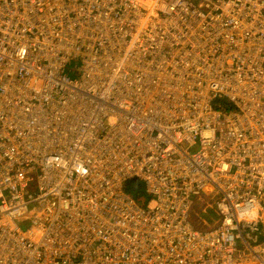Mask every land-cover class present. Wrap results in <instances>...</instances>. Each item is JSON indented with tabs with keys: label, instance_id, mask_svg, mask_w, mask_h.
Listing matches in <instances>:
<instances>
[{
	"label": "built area",
	"instance_id": "2783aa9c",
	"mask_svg": "<svg viewBox=\"0 0 264 264\" xmlns=\"http://www.w3.org/2000/svg\"><path fill=\"white\" fill-rule=\"evenodd\" d=\"M3 1L0 0V19ZM54 1L24 0L19 15H14L19 19L9 21L17 26L0 30V72L17 67L19 79L31 75L22 61L13 63L14 41L19 40L36 64L34 72L38 74L32 83H38L42 75L37 64L45 55L55 56L49 59L66 63L72 69L70 74L80 77L78 93L65 92L72 84L66 75L59 80V90L46 82L47 76L41 77L45 85H50L48 91L42 89L37 95L43 106L30 114V98L28 111L25 108L15 114L16 123L21 124L16 127L5 126L3 120L8 108L18 112L17 105L10 102L3 106L6 102L0 96V164H10L6 178L14 185L6 192L10 201L3 203L0 210V254L6 259L4 264H15L19 259L23 260L19 264H43L55 252L49 264H161L168 258L170 264H234L232 250H239V256L247 258L250 245L256 253L250 264H264V218H260L259 206L264 203V97L256 106L251 104L264 86L260 79L264 72V1L254 0L248 7L256 27L247 32L248 41L240 46L243 60L238 64V73L245 82L233 86L218 67L212 68L213 63L199 66L195 75L186 77L176 71L167 85L153 71L149 55L150 43H158L163 31H158L156 24L149 28V23L143 21L129 24L136 17L140 22L137 15L144 19V10L153 8L149 2L119 0V15L113 16L106 9L115 0H70L74 7L69 11L59 7L63 0L58 4ZM172 2L162 0L156 11L170 12ZM206 4L214 15L225 0ZM86 5L81 15L79 9ZM58 11L64 19L56 22ZM42 18L47 19L46 24L41 23ZM215 23L221 26L217 20ZM25 24L32 27L26 30L22 28ZM123 24L127 33H122ZM129 78L134 91L124 89ZM247 79L250 80L246 82ZM157 80L159 84L153 86ZM184 83V91L172 88ZM144 94L148 98L156 96L157 100H143L147 98ZM64 96L70 97L75 106H65L58 100ZM82 99L85 105H79ZM168 102L170 108H166ZM144 103L149 107L141 109ZM154 124L159 128L153 136ZM202 136L206 138L196 146L188 140ZM165 140L168 145L164 151L179 149L174 158L179 163L174 168L183 170L185 177L178 174L164 181L165 167L160 177L152 173L143 152L151 146L149 154H154ZM38 153L47 159L55 158V170L61 171L62 177L47 183L22 178L20 170ZM125 155L127 159L122 164L120 160ZM255 156V163H247ZM70 159L74 167L67 171ZM185 160L188 163H182ZM222 162L229 166L219 168ZM124 166L128 174L136 175L130 177L119 169ZM189 172L195 176H189ZM177 177L182 185L173 189L170 181ZM136 180L158 186L151 192L163 195V201L164 195L175 191L205 198L214 203L209 205L214 207L215 217L203 223V218L191 213V203L183 205L185 195L169 196L164 204H154V209L143 206L135 194L127 195L122 187L123 183L130 187ZM67 189L68 195H84L77 197L79 209L74 212L58 206L60 195ZM130 190L133 193L137 187L133 185ZM12 202H23L24 207L18 210L15 204H9ZM156 209L182 228L174 235L186 238L181 243L186 247L164 243V248L150 250L145 230ZM254 214L251 223L247 218ZM50 216L56 225L53 240L43 237L45 230L40 227ZM199 230L203 235L197 234Z\"/></svg>",
	"mask_w": 264,
	"mask_h": 264
},
{
	"label": "bare ground",
	"instance_id": "6f19581e",
	"mask_svg": "<svg viewBox=\"0 0 264 264\" xmlns=\"http://www.w3.org/2000/svg\"><path fill=\"white\" fill-rule=\"evenodd\" d=\"M23 1L24 0H4L3 1L2 7H1V11L3 12V15H2L3 18L0 19V30L1 29L5 30L7 27L8 29L9 28L13 29V27L17 26L16 24L14 25L9 24V21L12 22L14 21V19H19L18 16H14V15H19L20 5L22 6ZM27 1L31 2L33 0H27ZM141 1L142 2L145 1L147 3L149 2V4L153 5V8L151 10H144L145 11L144 19L142 15H137L139 17L138 19L140 20V22L137 21V17L135 16L136 17L135 21L129 24L136 23L137 25H139L141 24V21H143V22L149 23L147 25L149 28H151L152 26L156 24V19L153 17L152 13L153 11L157 10L162 0H151V1L141 0ZM253 1L254 0H251L250 2H248V0H225V4L220 10V12H217V14L213 15V13L211 12V6H207L206 4L207 2L212 3L213 0H174L169 6V11H173V10L183 11L187 8V4H188V10L190 11V17L187 19H183L181 21L175 22L173 24L174 25L173 30H171L169 27H165L163 38L158 41L157 46L158 48L166 49L168 51V55H169L168 62L171 59H174V57L179 53V51H181L185 47H188L189 44H191L193 51H196L200 49L203 45V41L201 40L202 34H198V36H196V34L200 33L202 30L206 32H209V30H212V31L216 30L217 24L215 23V20H217L221 26H225V27H228V24L232 23L229 29L241 28L240 36L236 37V33H238L239 31L234 30L230 32V34L232 35V38L226 37L227 35H229L228 33L225 37L221 36L219 38V42L216 44V47H221V49L222 48L228 49V56H224V57L233 56L236 50L238 49V47L248 41V38H246V34L249 30L250 23H248L247 21L250 19L253 27H256L251 17L247 13L249 5ZM263 1L264 0H262L261 2ZM257 2H260V0H258ZM84 7H86L87 9L88 5L83 6L79 9V12L81 15H83ZM34 10L35 9L32 8V12ZM32 12L31 14L33 15ZM34 17L38 18L40 16H34ZM207 18H210L212 21H210L208 24H204V21ZM61 19H64V16L58 11V17L56 19V22L61 21ZM46 22H47V19L42 18L41 23L46 24ZM74 23L75 22H73L72 20L69 21V24L72 26H74ZM30 27L32 26L29 24H25L22 28H25L27 30ZM121 29H122V33L123 32L127 33L128 31V28L126 27L125 24L122 25ZM229 29L224 30V31L227 32L229 31ZM146 35L149 38L152 37L150 33ZM234 38H236L235 41H234ZM207 41L209 42L210 39H208ZM71 42L72 41H70V43ZM18 44L21 45L20 48L17 47ZM174 46L176 47L177 51H174L172 49V47ZM14 48L15 49H12V51L14 52V54H16V56H14L15 61L13 63L15 64V62L17 63V62L22 61L23 64H25V66L27 67L28 71L31 73L29 77H26V79L23 80V79H19L20 76L17 74V72H20V70L17 67L16 69L13 68V70L11 71L0 72V96L2 97V100L6 102L3 106H9V103L13 102L17 105V108H18V112H13L11 108L7 109L6 113L8 115L3 120V124L5 126L16 127V126H20L21 124L16 123L18 120V117L15 114H20L21 111L24 110L25 108L28 111V103H29L30 98H31V105L29 109L30 114H32L33 112H36L38 107L43 106V102L37 95L40 94V91L42 89L43 91H48V89L50 88V85L49 84L45 85L41 77L47 76L46 82L50 83L54 87V89L59 90L62 85V82L59 80L66 75L68 80L72 83L71 88H68V89L64 88L65 92H69V93H78L77 89L79 87L78 84L80 82V77L75 75L74 73L70 74L72 69H69L66 63L64 62L60 63L59 61L55 63L49 59V58H54L55 56L45 55V58L39 60L37 64V69L42 75H40L41 77H39L40 79L37 81L38 83H32L33 77L37 75L38 73L34 72V68L36 67V64L33 62V58L31 54L27 52L26 46L23 45L22 41L15 40ZM210 64H212V68H214V66L218 67L220 72L226 76V80L231 79V81L228 83L229 85L233 86V85H236L238 82L239 83L245 82L244 77L238 73L241 71L240 65H233L229 63L228 61H222L220 63H216L215 59H211L206 63V65H210ZM237 73L238 75L237 77H235ZM172 74L173 72H168L167 74L162 76L161 79H163V81L168 85L169 84L168 79L170 78ZM25 75L28 76L27 74ZM133 78H135V75H133ZM52 79H54V82L51 81ZM260 79L264 81V72L260 75ZM131 80L132 78H129V80L125 84L124 86L125 90H129V91L135 90L133 88V85L131 84ZM249 80L250 79H247L246 82ZM217 81L219 82V80ZM158 84H159L158 80L152 83L153 86H156ZM185 87H186V83H184L183 85L180 84L177 86H173L172 88H174L176 91H184ZM125 93H128L134 96L132 92H125ZM145 96L147 97L146 99H143L141 97H136V98H140L146 101L157 100L156 96H153L152 98H148L149 95H145ZM263 97H264V86H263V89L259 91L257 95L255 96V98L253 99L251 103L252 106H256L257 104H259L261 100L263 99ZM58 100L63 102L65 106L66 105H69L70 107L75 106V104L70 101V97L68 96H64L61 98L58 97ZM85 102L86 100L82 99L79 105H85ZM170 106H171V103L168 102L166 104V108H170ZM140 107L141 109H146L149 107V104L144 103V104H141ZM161 109H163V107H161ZM154 120L158 121L157 115H155ZM154 123H157V122H154ZM154 125H155L154 129L152 130L153 136L155 135V129L159 128V124H154ZM205 138L206 137L202 136L198 139H188V140L192 146H196L199 140H204ZM167 145H168L167 140H165L164 142H161L162 147L157 149L154 154H149V150L151 149V146L148 147L143 152V155L147 158V162L149 166L152 167V173L156 175L157 177H160L161 171L165 167V171H164L165 174L164 176H162L164 181L168 180L171 177H176L178 174L183 175V177H185L186 174H184L183 170H175L176 168H174V166L178 165L179 163L177 160H174L179 149L176 147H172L164 151V148ZM188 152H190V150H188ZM221 157L222 159H226L224 156H221ZM126 159H127V155H125L123 160L121 159L120 162L124 164ZM54 160L55 158L53 159L45 158L41 153L34 154L28 160L26 168L24 170H20L21 171L20 176L22 178L24 177L28 179L33 177L37 179L38 183H47V181L49 180L53 181L54 179L60 178L62 177L61 171L55 170L58 163L56 162L53 164ZM256 160H257V157L255 156L253 159L247 161V163H251L252 161L255 163ZM182 163H188V160H185ZM67 164L69 165L68 166L69 168H67L68 169L67 171H71V169H73L74 167L72 160L70 159ZM9 165L10 164L8 162L0 164V210L4 207L3 203H5L6 201L8 202L10 201V198H9L10 196L6 195V192L7 190L11 188L13 189V186H14L12 183V180L11 179L9 180L6 178L8 177L6 173L8 171L7 169ZM242 165H248V164H242ZM228 166H229L228 162H222L220 163L218 167L226 168ZM250 168L252 169V167H249V169ZM119 169L127 173L126 166H124V168H119ZM253 169L256 170L255 167ZM188 174L189 176H195L193 172H189ZM127 175L128 176L130 175V177H133L136 174L135 173L133 174V172H130L129 174L127 173ZM255 175H257V171L255 172ZM136 181L140 182L141 180H136ZM181 185H182V181L180 177H177V179L170 181L169 186H171V188L173 189H176L178 187H181ZM122 187L123 189L124 187H127L128 189H130L127 183H123ZM69 191L70 190L67 189L63 191V195H60L61 201L59 202L58 206L59 208H63L66 212H74L77 209H79V202L77 201V197H82L84 195H73L72 193H69L68 195ZM173 191L174 190H172V192ZM173 195L175 196L185 195L184 199L182 200L183 205L191 203L192 208L196 209L195 211L197 213L198 211L197 207L199 206L200 201H198L196 196H192L193 194H180L178 191H175L172 193V195H170V193H168L167 195H164L163 199L167 201L168 197L173 196ZM48 197L49 198L50 197L59 198L58 195H48ZM8 202H6V204ZM9 204L10 205L15 204L16 209L18 210H21L24 207L23 202H16V203L12 202ZM259 206H260V218L263 219L264 218V203H262L261 205L259 204ZM153 217L154 219L150 221L149 223H147L146 230H145L146 237L148 238L147 242H149L151 251L161 249V246L164 248V245H163L164 243L165 244L167 243L170 247H176V246L186 247L185 245L181 244V243H185L186 238L181 239L174 235L175 233L178 234L182 228L173 225L169 221V219L159 209H156L153 212ZM255 217H256V214L250 215L247 219L252 223ZM202 218L204 220L203 223H205V217L203 215H202ZM203 223L201 222L199 224L200 227ZM55 226L56 225H55L54 217L53 216L48 217L46 225H43V224L40 225V227L45 230V233L42 236L53 240L51 234L54 232ZM94 227L95 226H93V229ZM21 234L24 235L22 232ZM197 234L203 235V230H199ZM186 250H188V247L186 248ZM247 250L249 251V254H248L249 257L244 258V257L239 256L238 254L239 250L233 249L232 251H235V252L231 255L232 262L234 264H250L256 253L255 251L251 249V245L247 248ZM55 254L56 252L53 254L54 256L53 258H51L48 261L45 260L43 264H49L55 258ZM4 260L6 259L3 258V256L0 254V264H4ZM21 261L23 260L21 259L16 260L15 264H19L21 263ZM161 264H170L169 258L166 259ZM184 264H186V262H184Z\"/></svg>",
	"mask_w": 264,
	"mask_h": 264
},
{
	"label": "rangeland",
	"instance_id": "374dc122",
	"mask_svg": "<svg viewBox=\"0 0 264 264\" xmlns=\"http://www.w3.org/2000/svg\"><path fill=\"white\" fill-rule=\"evenodd\" d=\"M118 1L115 0L113 2V5L110 6V8L106 9V13H109L111 15H119L118 10ZM54 3L58 4V0L54 1ZM118 5V6H117ZM59 7H63L66 11L71 10L74 7V4L70 0H63ZM204 24H208L207 19L204 21ZM225 30H228L227 27H225ZM150 52L149 55L151 56L152 61V68L153 71H155L156 74H159L161 77L167 74L168 72L175 73L176 71H180L182 77H186L187 75L196 74L197 69L200 67V63L202 62V59L204 55L206 54V51L208 48H204L200 51H198L197 55L190 47H185L179 53L174 57V59H171L168 62V51L166 49L158 48L157 46V40L156 42L150 43ZM174 51H177V49H173ZM186 62V63H185ZM155 79V78H153ZM145 183L135 182V187H137V190L132 191L128 189L127 187H124V192L129 196H134L142 201L143 206L147 205L150 208H152L155 204V207L157 204H164L165 201L162 200L163 195H157L151 190L157 191L159 187H153L155 185L154 183L145 185ZM203 195V194H199ZM202 201L207 202L206 199H202Z\"/></svg>",
	"mask_w": 264,
	"mask_h": 264
},
{
	"label": "clouds",
	"instance_id": "9594fccd",
	"mask_svg": "<svg viewBox=\"0 0 264 264\" xmlns=\"http://www.w3.org/2000/svg\"><path fill=\"white\" fill-rule=\"evenodd\" d=\"M152 15L156 19L155 27L157 29H159L158 31H163L162 37L160 38V40H161L163 38V35H164L165 27H169L171 30H173V28H174L173 24L175 22L181 21L183 19H187L190 17V11L188 10V4H187V8L183 11H170V12L153 11ZM252 21H253V19H252ZM247 22L250 23V27L248 30V31H250L254 27H253L250 19ZM229 28H230V25H228L227 29H229ZM224 30H225V26H219L218 25L216 30H214V31L209 30V32H206V31L202 30L200 33L196 34V36H198V34H202L201 40L203 41L202 47L200 49L194 51L196 53V55H197L198 51H200L204 48H208L206 51V54L204 55V57L202 59V62L200 63V66H203L205 63H207L211 59H215V61H218V63H220L222 61H228L229 63H231L233 65H238L241 63V61L243 60V56L241 55L242 50H241L240 46L236 50L235 54L233 56H229V57H224L225 53L228 49H223V48L221 49V47H216V44L219 42V38L221 36L225 37L229 33V35H227L226 37L231 38L232 35L230 34V32H232L234 30H238L239 32L236 33V36H240L241 28H231L227 32H225ZM152 34H154V33H152ZM208 39H210L209 42L207 41ZM188 47L192 48L191 44H189ZM202 199H205V198L200 197L198 199V201H200V202H199V206L197 207L198 208L197 213L195 211L196 209H194V208H192L191 213H194L195 217L198 216L200 218H202V215H203L205 217L206 222H208L210 217H211L210 219L215 217V210L213 207L215 205H214V203H211V201L204 202V201H202ZM209 204H211L213 206H211Z\"/></svg>",
	"mask_w": 264,
	"mask_h": 264
},
{
	"label": "trees",
	"instance_id": "16d2710c",
	"mask_svg": "<svg viewBox=\"0 0 264 264\" xmlns=\"http://www.w3.org/2000/svg\"><path fill=\"white\" fill-rule=\"evenodd\" d=\"M132 183V182H131ZM129 185V184H128ZM135 185V183H133ZM133 185L131 184L130 188L132 189ZM261 236L264 237V228L261 230Z\"/></svg>",
	"mask_w": 264,
	"mask_h": 264
},
{
	"label": "water",
	"instance_id": "95a60500",
	"mask_svg": "<svg viewBox=\"0 0 264 264\" xmlns=\"http://www.w3.org/2000/svg\"><path fill=\"white\" fill-rule=\"evenodd\" d=\"M248 37V34L246 35V38ZM236 39H234V41H235ZM228 55V50L226 51V53H225V56H227Z\"/></svg>",
	"mask_w": 264,
	"mask_h": 264
}]
</instances>
